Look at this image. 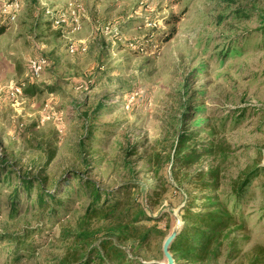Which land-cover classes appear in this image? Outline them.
<instances>
[{"label":"rangeland","instance_id":"1","mask_svg":"<svg viewBox=\"0 0 264 264\" xmlns=\"http://www.w3.org/2000/svg\"><path fill=\"white\" fill-rule=\"evenodd\" d=\"M3 3L2 15L15 16L0 35V264L76 263L103 240L161 264L166 236L185 224L183 208L200 210L207 196L227 199L245 225L224 232L217 255L185 264H251L264 250V172L240 200L232 186L264 170V0ZM47 11L72 23L56 27ZM38 57L37 76L30 60ZM190 149V163L177 162ZM75 173L140 202L148 218L130 228L157 224L165 234L140 245L124 240L132 230L119 215L89 217ZM212 173L217 187L206 188ZM19 175L58 191L60 214L44 217L26 195L11 213ZM18 237L28 248L18 254L33 252L20 262L10 241Z\"/></svg>","mask_w":264,"mask_h":264},{"label":"trees","instance_id":"2","mask_svg":"<svg viewBox=\"0 0 264 264\" xmlns=\"http://www.w3.org/2000/svg\"><path fill=\"white\" fill-rule=\"evenodd\" d=\"M9 18L10 15H2L1 13L0 35L4 34L9 29ZM30 89L31 88L27 89L26 93H34ZM185 136L189 139L192 137V134L182 136L179 150L187 140L184 139ZM195 153L196 149H190L182 156L177 155V162L179 161V163L182 162L184 164L190 163V157ZM6 168L5 175L8 174V171H10L12 166L6 165ZM4 169V166H0V183L6 179V177H4V180L1 178ZM263 172L264 170L262 168L255 166L243 174L244 178L240 177L233 182L232 194L235 196L236 200L241 199L252 180L259 177ZM75 177V184L78 186L77 191L83 192V194H88L90 197V202L86 209L87 215L89 217L103 216L106 219L114 218L116 215H119L117 221L121 223V225L125 224V229L132 230L130 235L125 237L122 235L124 240L134 238L140 245H143L152 237L154 231L162 235L165 234L164 231L158 228L157 224L154 225V227L136 225L135 227L131 226L132 228H130V223L140 222L143 219L148 218L146 210L140 202L134 200L125 201L120 194H117L119 192L104 190L92 180L80 176L79 174L75 173ZM217 178L218 175L212 173L210 182L204 183L203 186L206 188L217 187ZM13 183V190L9 201V203H11V213L18 211L20 205L19 201L26 195L28 196V199H31L30 205L33 204L34 206H37L44 217L51 219L60 214L63 207V201L58 197V191H48L41 182H35L34 178L31 179L21 175H19L17 181H14ZM126 189L129 191L128 188ZM35 191L36 199L31 197L32 193ZM129 195L130 194H128V196ZM206 202L207 204H204L200 210H193L189 206L183 208L185 224L171 248L177 264L190 262L203 263L211 258L210 255H217L218 248L214 247V245L218 243L219 238L224 232L232 226L245 225L243 212H241V210L237 212L236 207L231 209L227 199L221 200L216 196H207ZM6 206H8V204ZM24 237L26 238L27 234ZM80 237L82 236L80 235ZM10 241H16V248L14 251L17 254L21 249L28 251V248H25L27 241H23L21 237ZM260 250L261 253L258 252L259 254L257 253L254 256L251 264H264V250L263 248ZM32 253V251H29L26 254H18L15 257V261L20 262L26 257H31ZM61 264L146 263H142L140 260H135L126 250L115 245L113 242L103 240L98 246L93 247L81 259L77 260L76 263H67L65 260Z\"/></svg>","mask_w":264,"mask_h":264},{"label":"built area","instance_id":"3","mask_svg":"<svg viewBox=\"0 0 264 264\" xmlns=\"http://www.w3.org/2000/svg\"><path fill=\"white\" fill-rule=\"evenodd\" d=\"M7 6H10V5H5L3 3V0H0V9L2 12H7ZM47 14V17L49 18V21H51V23L56 26V27H59V28H64L65 26L69 25L72 23V20H69V16L68 14H66V12H50V11H47L46 12ZM7 15V14H5ZM8 15H11L10 13H8ZM15 16V14H13V16L10 17V19H13ZM78 28V27H75V29ZM69 50L71 53H74L75 51H77V47L74 46V45H71L69 47ZM82 51H85V48L83 47L82 48ZM44 59H42L41 57H38V58H32L30 60V67L33 71V74L35 75H39L42 70H43V67H44ZM15 91L18 93H21V88L18 87L15 89Z\"/></svg>","mask_w":264,"mask_h":264},{"label":"water","instance_id":"4","mask_svg":"<svg viewBox=\"0 0 264 264\" xmlns=\"http://www.w3.org/2000/svg\"><path fill=\"white\" fill-rule=\"evenodd\" d=\"M183 224L180 221H177L176 226L173 228L172 232L168 234L164 240L163 243V254L165 257V261L161 264H176V259L172 253V245L178 236V234L181 232L183 228Z\"/></svg>","mask_w":264,"mask_h":264}]
</instances>
